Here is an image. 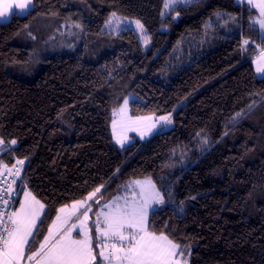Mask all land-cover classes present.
<instances>
[{
	"label": "trees",
	"instance_id": "trees-1",
	"mask_svg": "<svg viewBox=\"0 0 264 264\" xmlns=\"http://www.w3.org/2000/svg\"><path fill=\"white\" fill-rule=\"evenodd\" d=\"M113 12L140 20L150 42L105 28ZM162 12L164 0H33L0 23V138L17 142L0 159L25 161L15 210L25 191L45 205L42 241L61 207L103 185L96 211L150 177L172 197L149 229L190 246L189 264H264L259 10L194 0ZM132 96L133 117L170 114L173 126L120 147L114 110ZM190 181L208 188L207 203L178 205Z\"/></svg>",
	"mask_w": 264,
	"mask_h": 264
},
{
	"label": "snow or ice",
	"instance_id": "snow-or-ice-1",
	"mask_svg": "<svg viewBox=\"0 0 264 264\" xmlns=\"http://www.w3.org/2000/svg\"><path fill=\"white\" fill-rule=\"evenodd\" d=\"M31 3L32 0H0V18L13 14V10L16 14H25ZM190 3L191 0H164V9L165 12L169 9L174 11L177 6H187ZM247 3L259 10L254 23L258 25L264 39V0H247ZM176 15L179 16V12ZM105 28L114 32L138 30L139 38L145 46L151 40L140 20H121L115 12L105 22ZM247 44L248 41L245 40L244 45ZM256 72L264 74V61L257 62ZM261 101L264 102V97H261ZM253 105H249V108ZM114 111L120 117L119 121L113 120L114 131L118 124L130 130L143 127V136L150 134L157 124L163 131L166 125L172 123L170 114L160 116L155 121L151 116H128V100H124L123 105ZM241 115L238 112L232 119ZM117 142L123 146L124 139L119 134ZM16 143L13 139L5 145V141L0 138V148L8 151ZM202 143L207 145V139L202 138ZM24 163L23 159H17L10 167L0 159V185H6L0 187V264H97L98 257L100 264H189L190 246H182L163 232L157 234L149 229L150 209L154 205L164 204L165 196L169 199L172 197L169 189L161 191L150 177L143 181L129 182L130 186L139 189L138 199L129 202L126 198L117 197L105 203L95 213L93 227L96 232V247L93 246L92 228L88 223L89 213L92 212L93 204H100L102 197L98 198V194L103 185L95 188L84 199L72 203L71 211H68L69 206L61 207L55 221L47 229V235L42 241H37L40 233L37 225L38 222L43 224L41 215L45 205L30 191H25L17 210L8 211L6 207L15 194L12 186L21 177ZM8 176L13 177L10 182ZM121 199H124L122 204L119 202ZM73 216L78 223L69 226V220ZM77 229L79 232L74 237L73 232Z\"/></svg>",
	"mask_w": 264,
	"mask_h": 264
},
{
	"label": "rangeland",
	"instance_id": "rangeland-1",
	"mask_svg": "<svg viewBox=\"0 0 264 264\" xmlns=\"http://www.w3.org/2000/svg\"><path fill=\"white\" fill-rule=\"evenodd\" d=\"M194 1V0H191V2ZM241 1V0H239ZM244 2L247 3V0H244ZM171 9H169L168 11H170ZM120 18V17H119ZM121 20H124V19H127V20H130V21H135V20H138V19H134V18H125V17H122L120 18ZM142 23V22H141ZM122 31V30H121ZM136 32V34L139 36V33H138V30H134ZM120 32V31H119ZM141 40V39H140ZM142 41V40H141ZM258 61H264V50H262L259 54H257L254 59H253V64H254V67H255V71H256V66H257V62ZM257 77L258 78H264V74H261V73H257ZM133 99V96L128 98V116H131L133 117L131 114H130V108H129V104H130V101ZM153 116V118L155 117L156 119L158 118L157 116H154V115H151ZM142 117H147V116H142ZM135 118V117H133ZM115 120L119 121L120 120V117L118 115H116L115 113ZM155 121V119H153ZM173 126V122L170 124V125H166L164 127V129H170L171 127ZM160 125L157 124L156 128L153 129V131L150 133V134H147V135H141V132L144 131L143 127H140L139 130H130L129 128L125 127V128H122L121 126H119L118 124V131L117 129L114 131L113 129V136H114V139H115V142L121 146L120 143L117 142V134H119L120 132H124L122 134V136H120L122 139H124V143H123V146L127 145V144H130V140L132 139V136H135L137 137L138 139H141V140H145V139H148L150 137L153 136V134H155L159 129H160ZM144 179H142L143 181ZM179 190H180V195H179V198L180 199V202L178 203L179 206H181L180 204H183L184 202H186V200L190 199L192 202L194 203H207L208 201V197H209V190L208 188L203 185V184H200V183H196V184H193L191 183V181L187 184H184L182 187H179ZM128 194V192H127ZM183 196L185 198H183ZM194 197V199H193ZM133 199H138V196L136 195H133V196H129V202H131ZM187 200V201H188ZM167 200L165 199V203L162 204V205H154L153 206V209H161L163 208L165 205H167ZM172 203V202H171ZM149 220V219H148Z\"/></svg>",
	"mask_w": 264,
	"mask_h": 264
},
{
	"label": "crops",
	"instance_id": "crops-1",
	"mask_svg": "<svg viewBox=\"0 0 264 264\" xmlns=\"http://www.w3.org/2000/svg\"><path fill=\"white\" fill-rule=\"evenodd\" d=\"M32 7H33V0H32V3H31V6H30L29 11L32 9ZM29 11H28V12H29ZM28 12H27V13H28ZM27 13H25V14H27ZM14 14H16V13H15V10H13V14H10V15L4 17V18H0V23L9 21V20L11 19V17H12ZM25 14H18V15H25ZM151 117H153V116H151ZM153 119L156 120L155 117H154ZM112 125H113V124H112ZM119 126H120V125H119ZM116 129H117V131H118V125H117V128H116ZM112 130H113V126H112ZM160 130H161V128H160L157 132H159ZM157 132H156V133H157ZM123 133H124V132H122V133L120 132L119 135L122 136ZM132 142H133V139L130 140V143H132ZM117 145H118V144H117ZM127 145H128V144H127ZM119 146H120V145H119ZM125 146H126V145H125ZM120 147H124V146H120ZM0 149H1V148H0ZM134 181H142V179H138V180H134ZM127 192H128V194H127ZM98 195H99V194H98ZM133 195H136V196H138V198H139V189H138V188H134L133 186H130L129 184H127L125 190L122 191L121 194L117 195L116 197L112 198L111 200L107 201L106 203L111 202L113 199H115V198H117V197H120V198H126L127 200H129V196H133ZM23 199H24V195H23L22 201H23ZM119 202H120L121 204L124 203V199H121ZM73 203H74V202H73ZM71 204H72V203H71ZM71 204L66 205V206H69V207H68V211H71V208H70V205H71ZM104 204H105V203H104ZM104 204H103V205H104ZM103 205H102V206H103ZM102 206H100V208H101ZM64 207H65V206H64ZM100 208H99L98 210L95 211V204H93V206H92V212L89 213L90 220H89L88 223H89V227L92 228L93 246H94V247H95V243H96V232H95V228L93 227V221L95 220V213H96L97 211H99ZM154 210H157V209H150V211H149V215H150V213H151L152 211H154ZM44 213H45V208H44V212H43V214L41 215V219H42ZM58 214H59V212L57 213V215H58ZM149 215H148V219H149ZM55 219H56V217H55ZM55 219H54L53 221H55ZM148 221H149V220H148ZM52 223H53V222H52ZM72 223H78V221L76 220V217H75V216H73V217L69 220V226H70ZM38 225H39V222H38ZM38 225H37V227H38ZM50 226H51V225H50ZM77 232H79V229H77L76 231L73 232V236H74V237L77 236ZM77 238H78V237H77ZM97 262H98V264H100V258H99V257L97 258Z\"/></svg>",
	"mask_w": 264,
	"mask_h": 264
},
{
	"label": "built area",
	"instance_id": "built-area-1",
	"mask_svg": "<svg viewBox=\"0 0 264 264\" xmlns=\"http://www.w3.org/2000/svg\"><path fill=\"white\" fill-rule=\"evenodd\" d=\"M7 179L10 182L13 179V177L8 176ZM19 180L20 178H17L16 183L12 186L15 194L12 196L9 206H6L8 211H15V208H16L15 202H17V197H18L17 184ZM0 187H6V185H0Z\"/></svg>",
	"mask_w": 264,
	"mask_h": 264
}]
</instances>
